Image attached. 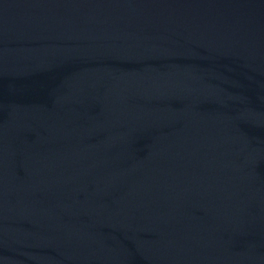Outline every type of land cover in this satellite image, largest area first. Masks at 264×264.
Listing matches in <instances>:
<instances>
[{"label": "water", "instance_id": "95a60500", "mask_svg": "<svg viewBox=\"0 0 264 264\" xmlns=\"http://www.w3.org/2000/svg\"><path fill=\"white\" fill-rule=\"evenodd\" d=\"M0 264H264V0H0Z\"/></svg>", "mask_w": 264, "mask_h": 264}]
</instances>
